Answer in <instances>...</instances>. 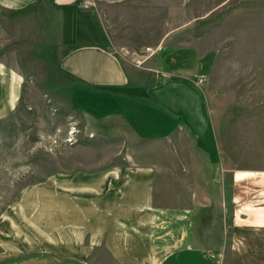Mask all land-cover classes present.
<instances>
[{"label": "crops", "instance_id": "obj_1", "mask_svg": "<svg viewBox=\"0 0 264 264\" xmlns=\"http://www.w3.org/2000/svg\"><path fill=\"white\" fill-rule=\"evenodd\" d=\"M85 4L0 0L6 12L43 18L44 34L61 51L57 65L69 79L74 112L107 122L109 137L119 136V124L143 141L185 136L189 148L163 158L192 182L183 194L165 191L155 168L136 163L50 174L1 212L0 264H264V172L219 167L208 102L192 73L130 63ZM183 56L172 53L168 62L179 67ZM5 65L0 120L19 100L12 102L15 76ZM192 160L201 161L198 168Z\"/></svg>", "mask_w": 264, "mask_h": 264}, {"label": "rangeland", "instance_id": "obj_2", "mask_svg": "<svg viewBox=\"0 0 264 264\" xmlns=\"http://www.w3.org/2000/svg\"><path fill=\"white\" fill-rule=\"evenodd\" d=\"M85 1L127 61L134 64L133 52L151 47L156 52L144 67L192 73L208 102L219 167L264 172V0ZM45 14L55 11L48 7ZM33 19L0 8V61L15 76L12 102L19 95L0 120V214L24 186L60 170L146 164L157 170L165 191L186 192L192 178L177 176L163 157L186 151L189 140L143 141L121 124L119 136L109 137L107 122L90 123L74 112L69 79L57 65L61 51L44 34L43 18ZM178 51L184 56L172 66L169 57ZM70 133L74 144L66 141ZM194 179L202 183L204 177Z\"/></svg>", "mask_w": 264, "mask_h": 264}, {"label": "built area", "instance_id": "obj_3", "mask_svg": "<svg viewBox=\"0 0 264 264\" xmlns=\"http://www.w3.org/2000/svg\"><path fill=\"white\" fill-rule=\"evenodd\" d=\"M84 8H88V5L85 4ZM151 47H142L133 52L134 64L138 67H144V63L149 59L150 55L155 53ZM73 133H70L71 136L66 140L69 144H74L76 139L72 136Z\"/></svg>", "mask_w": 264, "mask_h": 264}]
</instances>
